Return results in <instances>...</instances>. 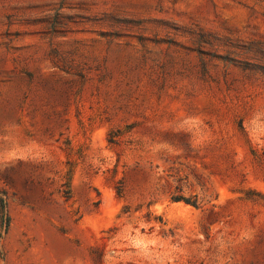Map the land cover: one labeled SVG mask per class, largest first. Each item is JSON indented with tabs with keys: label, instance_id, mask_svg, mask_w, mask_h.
Listing matches in <instances>:
<instances>
[{
	"label": "rangeland",
	"instance_id": "obj_1",
	"mask_svg": "<svg viewBox=\"0 0 264 264\" xmlns=\"http://www.w3.org/2000/svg\"><path fill=\"white\" fill-rule=\"evenodd\" d=\"M0 264H264V0H0Z\"/></svg>",
	"mask_w": 264,
	"mask_h": 264
}]
</instances>
